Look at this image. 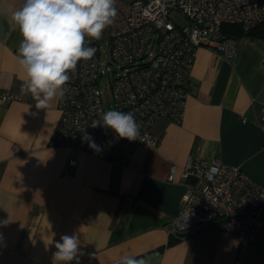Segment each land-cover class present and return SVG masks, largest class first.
Here are the masks:
<instances>
[{"label":"crops","instance_id":"1","mask_svg":"<svg viewBox=\"0 0 264 264\" xmlns=\"http://www.w3.org/2000/svg\"><path fill=\"white\" fill-rule=\"evenodd\" d=\"M22 4L0 0V90L20 97L0 107V221L10 220L0 226V264H52L55 242L65 234L79 237L80 264H117L124 255L147 264H264V207L251 243L215 227L170 242L166 229L181 206L180 172L190 155L240 166L264 186V133L257 123L264 108V38L237 37L232 60L199 46L182 121L157 118L156 145L138 146L124 162V138L115 135L105 159L49 144L58 100L37 109L21 91L22 37L11 17ZM70 157L76 165H66Z\"/></svg>","mask_w":264,"mask_h":264},{"label":"built area","instance_id":"2","mask_svg":"<svg viewBox=\"0 0 264 264\" xmlns=\"http://www.w3.org/2000/svg\"><path fill=\"white\" fill-rule=\"evenodd\" d=\"M115 7L117 16L102 38L87 44L96 49L94 56L78 62L76 70L69 73L65 94L58 99L59 118L49 144L108 158L114 146L106 129L91 126L105 111L131 112L140 126V137L124 139L125 162L138 146L150 149L156 145L152 126L157 118L182 121L196 49L205 46L232 60L237 37L224 36L222 25L239 24L248 30L263 22L264 0H116ZM174 13L183 21L175 20ZM107 97L109 102H105ZM19 99L12 91L0 90V107ZM257 123L264 133V108ZM83 131L101 151L82 142ZM13 147L18 152L17 145ZM76 162L70 157L66 165ZM180 173L185 189L177 215L166 225L170 236L178 239L196 229L215 227L237 235L242 244L256 241L263 224V185L240 166L217 157L190 155ZM174 174L172 165L167 180L172 181Z\"/></svg>","mask_w":264,"mask_h":264},{"label":"clouds","instance_id":"3","mask_svg":"<svg viewBox=\"0 0 264 264\" xmlns=\"http://www.w3.org/2000/svg\"><path fill=\"white\" fill-rule=\"evenodd\" d=\"M116 0H23L12 13V21L22 37L17 59L25 78L21 91L30 94L37 109H47L54 100L63 98L70 72L80 61L91 59L96 49L87 46L102 38L117 10ZM111 129L120 138L135 141L140 126L131 112L108 110L100 114L92 126ZM82 142L101 151L92 136L83 131ZM10 220L0 221V226ZM80 239L76 234L62 235L55 242L52 264H80ZM117 264H147L143 258L121 256Z\"/></svg>","mask_w":264,"mask_h":264},{"label":"trees","instance_id":"4","mask_svg":"<svg viewBox=\"0 0 264 264\" xmlns=\"http://www.w3.org/2000/svg\"><path fill=\"white\" fill-rule=\"evenodd\" d=\"M222 33L224 36L241 37L248 36L250 38H264V21L257 23L248 30H244L239 24L225 23L222 25ZM176 240L171 239L170 242Z\"/></svg>","mask_w":264,"mask_h":264},{"label":"rangeland","instance_id":"5","mask_svg":"<svg viewBox=\"0 0 264 264\" xmlns=\"http://www.w3.org/2000/svg\"><path fill=\"white\" fill-rule=\"evenodd\" d=\"M173 18L175 19V20H177L178 22H182L183 21V19H182V17L178 14V13H174L173 15ZM105 92H107L108 93V89H106L105 90ZM106 101H110L109 99H108V97H107V99L105 98V102ZM106 134H107V137H108V139H112V138H114L115 136V133L111 130V129H106Z\"/></svg>","mask_w":264,"mask_h":264}]
</instances>
